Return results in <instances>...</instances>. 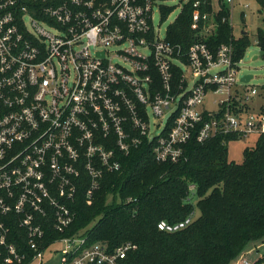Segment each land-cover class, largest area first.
Returning a JSON list of instances; mask_svg holds the SVG:
<instances>
[{"label":"built area","instance_id":"built-area-1","mask_svg":"<svg viewBox=\"0 0 264 264\" xmlns=\"http://www.w3.org/2000/svg\"><path fill=\"white\" fill-rule=\"evenodd\" d=\"M172 1L0 0V264H43L58 243L61 264H126L131 243L111 250L78 233L46 246L47 222L59 234L73 224L68 203L83 174L91 197L144 140L157 162L177 163L194 138L264 135L258 91L239 77L236 0H223L232 39L220 44L210 42L220 1L203 13L208 1L196 0L187 52L155 25ZM193 221L157 227L176 233Z\"/></svg>","mask_w":264,"mask_h":264},{"label":"trees","instance_id":"trees-1","mask_svg":"<svg viewBox=\"0 0 264 264\" xmlns=\"http://www.w3.org/2000/svg\"><path fill=\"white\" fill-rule=\"evenodd\" d=\"M207 1L203 13L211 12V0ZM219 1L223 7L220 26L210 42L229 43L232 29L221 22L227 6ZM257 1L264 12V0ZM195 2L188 0L167 29V40L181 45L184 52L197 40L191 29ZM173 11V7L162 6L163 20ZM256 41L264 51V25L258 29ZM250 45L248 34L234 41L236 60L244 58ZM238 139L228 135L198 143L194 138L184 147L186 158L177 163L157 162L153 144L144 140L120 157L119 171L104 174L91 197L87 194L89 181L82 175L77 193L68 203L75 214L73 224L59 234L47 222L46 246L58 237L82 233L90 243L101 242L111 250L126 243L135 245L126 264L238 261L250 245L264 243V135L244 150L242 163L231 161L228 154V143ZM196 210L199 215L195 216ZM190 215L194 221L182 231L167 233L157 227L162 220L177 223ZM254 264H264V255Z\"/></svg>","mask_w":264,"mask_h":264},{"label":"rangeland","instance_id":"rangeland-1","mask_svg":"<svg viewBox=\"0 0 264 264\" xmlns=\"http://www.w3.org/2000/svg\"><path fill=\"white\" fill-rule=\"evenodd\" d=\"M244 0H236L235 9L233 13V25L234 33L240 36L241 30L248 32L250 47L247 49L246 54L240 65L239 77L242 78L245 75H252L253 78L248 83L249 88H256L258 94L253 99V109L260 111L264 109V56H260V48L257 46V31L259 28H263L264 12H261V5L257 0H250V7L244 9ZM185 3V0H174L170 4L175 6L174 12L166 19L161 22L160 13L155 12V25L159 26L161 34H165L167 28L172 24L177 16L180 14L181 9ZM241 11H245V20L241 18ZM257 57V59H255ZM157 127L156 130H160ZM153 125V130H154ZM258 135H250L243 137L238 140H233L228 143V154L229 159L235 163L243 162V153L247 147H253L258 139ZM199 215L198 210L195 211V216ZM264 242V241H263ZM61 249L62 244L52 245L44 256L43 264H61ZM264 255V243H257L250 245L238 261L235 264H243L244 261L254 264L259 257ZM37 264V262L32 263Z\"/></svg>","mask_w":264,"mask_h":264},{"label":"water","instance_id":"water-1","mask_svg":"<svg viewBox=\"0 0 264 264\" xmlns=\"http://www.w3.org/2000/svg\"><path fill=\"white\" fill-rule=\"evenodd\" d=\"M242 34L245 35V34H248V32L243 31ZM260 56H264V51L260 52ZM255 59H257V57H255ZM252 78H253L252 75H245L244 77H242V81L244 83H249Z\"/></svg>","mask_w":264,"mask_h":264},{"label":"crops","instance_id":"crops-1","mask_svg":"<svg viewBox=\"0 0 264 264\" xmlns=\"http://www.w3.org/2000/svg\"><path fill=\"white\" fill-rule=\"evenodd\" d=\"M243 31H246V30H241V34H242V32H243ZM246 32H247V31H246ZM232 264H235V262H234V263H232Z\"/></svg>","mask_w":264,"mask_h":264}]
</instances>
